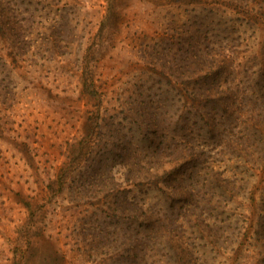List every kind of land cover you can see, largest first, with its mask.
I'll list each match as a JSON object with an SVG mask.
<instances>
[{
	"label": "trees",
	"instance_id": "trees-1",
	"mask_svg": "<svg viewBox=\"0 0 264 264\" xmlns=\"http://www.w3.org/2000/svg\"><path fill=\"white\" fill-rule=\"evenodd\" d=\"M31 1L0 0V49L6 50L5 54L0 52V68L6 66V56L32 65L29 43L33 30L44 41L62 38V29L56 34L51 23H57L60 14L42 16L38 8L28 6ZM68 1L61 10H68ZM106 4L109 8V0ZM196 9L197 14L205 10L199 22H194L198 26L181 31L176 39L178 67L159 68L155 74L164 77L163 84L175 90L172 122L165 116L167 89L163 91L158 83L164 95L155 94L151 88L156 84L151 83L146 89L138 86L142 88L139 97L129 102L118 100L103 113L98 104L91 109L95 118L107 121L108 126L95 140L78 136L76 141L67 142L68 154L83 150L87 157L77 179L65 185L83 197L101 195L95 203L87 201L85 209L111 218V228L102 231L101 226H95L86 234L89 250L92 243L104 249L108 239L113 247L108 256L112 264H210L202 259L207 252L215 259L225 244L243 242L240 237L246 236L248 241L254 236L255 243H249L264 248V36L252 64L241 63V51L235 43H225L228 38H239L233 34L238 30L236 21L243 17L239 15L249 16L255 27L261 23L263 30L264 0H216ZM204 21L208 25L201 31ZM58 24L60 28L62 23ZM38 27L43 30L38 32ZM183 33L188 36H181ZM171 77L175 79L172 85ZM9 90L0 77V102L8 97ZM99 93L94 90L95 95ZM111 159L112 166L106 167ZM225 161L241 162L243 171L224 174L226 169L221 164ZM74 163L70 156L57 176L65 174L66 166ZM123 173L121 181L118 178ZM128 174L139 178L128 185H147L156 194L148 200L131 194L132 188L122 184ZM250 177H255L251 186ZM29 205L24 200V206ZM206 209L216 214L211 216ZM24 227L17 225L16 231L26 233ZM97 228L102 231L98 237ZM188 228L194 234L193 242ZM70 239L79 242L86 238ZM25 241V248H30L31 241ZM93 253L106 254L104 250ZM91 260L92 264H101L103 258L98 261L92 256Z\"/></svg>",
	"mask_w": 264,
	"mask_h": 264
},
{
	"label": "rangeland",
	"instance_id": "rangeland-1",
	"mask_svg": "<svg viewBox=\"0 0 264 264\" xmlns=\"http://www.w3.org/2000/svg\"><path fill=\"white\" fill-rule=\"evenodd\" d=\"M65 1H31L28 6L38 8L42 16L60 14L57 23H51L56 34L57 29H62V38L44 41L33 30L29 43L32 65L6 56L8 62L0 68V77L11 89L0 102V264H92V256L98 261L103 258L101 264H112L108 256L113 247L108 239L104 249L92 243L89 250L86 234L93 232L95 226H101L102 231L111 228L108 223L111 218H102L96 211L87 213L85 209L87 201L95 203L101 195L83 197L65 185L77 179L87 157L83 150L68 154L67 142L76 141L78 136L95 140L107 121L97 120L91 109L98 104L103 113L104 108L108 110L118 100L129 102L139 97L137 93L142 88L138 86L146 89L151 83L156 84L151 88L155 94L160 93L158 83L163 91L167 89L169 98L164 112L166 120L171 121L175 90L163 84L164 77L155 74L159 68L178 67L179 33L198 26L194 22H199L205 10L197 14L196 7L198 11L200 6L216 0H109V8L107 0H70L68 10H61ZM239 16H243L242 20L236 21L238 30L233 33L239 38H228L225 43H235L241 51V63L252 64L257 60L253 55L259 50L264 27L262 30L259 20L255 27L246 14ZM204 22L201 31L208 25ZM58 23H62L60 28ZM0 52L5 54V48ZM171 78L172 85L175 79ZM94 90L100 93L95 95ZM153 97L156 98L154 94ZM70 156L77 163L67 165L65 174L57 176L58 169L66 165ZM112 162L113 159L107 160L106 167L112 166ZM221 166L226 169L224 174L243 171L238 161H225ZM129 175L122 184L132 188L131 194L144 200L156 194L147 185H128L139 179L130 175L129 180ZM123 178L124 173L118 179ZM254 180L255 177H250V186L255 184ZM24 200L31 204L28 208ZM206 212L216 214L212 215L208 209ZM20 224L25 226L26 233L16 231ZM95 230L98 237L102 231ZM187 230L189 238H193L190 228ZM71 236L86 239L78 242ZM253 237L251 241L247 236L240 237L244 243L235 240L225 244L215 259L211 258V252L202 259L210 264H264V248L252 245ZM26 238L31 241L30 248H25ZM193 240L190 238V242ZM93 250H104L106 254L94 256Z\"/></svg>",
	"mask_w": 264,
	"mask_h": 264
}]
</instances>
